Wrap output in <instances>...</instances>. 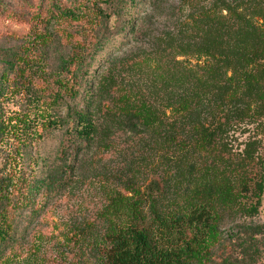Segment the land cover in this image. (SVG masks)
I'll use <instances>...</instances> for the list:
<instances>
[{"label":"trees","instance_id":"trees-1","mask_svg":"<svg viewBox=\"0 0 264 264\" xmlns=\"http://www.w3.org/2000/svg\"><path fill=\"white\" fill-rule=\"evenodd\" d=\"M0 15L29 26L0 39V264L83 187L100 207L68 223L62 264L262 260L264 0H0Z\"/></svg>","mask_w":264,"mask_h":264},{"label":"rangeland","instance_id":"rangeland-1","mask_svg":"<svg viewBox=\"0 0 264 264\" xmlns=\"http://www.w3.org/2000/svg\"><path fill=\"white\" fill-rule=\"evenodd\" d=\"M76 30V26L70 24H58L55 37L70 36ZM29 26L18 25L8 19L2 18L0 15V39L3 42L14 40L19 33H27ZM14 42V41H13ZM195 62L194 59L191 60ZM9 111L21 109V102L14 99L8 105ZM52 146L49 148L51 149ZM94 187H83L75 194L64 201H57L52 205L50 211L41 219L40 223L31 230V236L28 237L26 243L18 248V262L15 264H56L65 263L71 256L69 249L63 244V234L67 232L68 223L72 222L76 217L86 216L96 213L100 207V198L96 194ZM252 223L264 224V194L262 197V206L259 214L251 219ZM258 264H264V254L262 260Z\"/></svg>","mask_w":264,"mask_h":264}]
</instances>
